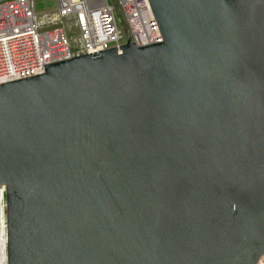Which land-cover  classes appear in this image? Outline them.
Returning <instances> with one entry per match:
<instances>
[{
	"label": "water",
	"instance_id": "95a60500",
	"mask_svg": "<svg viewBox=\"0 0 264 264\" xmlns=\"http://www.w3.org/2000/svg\"><path fill=\"white\" fill-rule=\"evenodd\" d=\"M162 41L0 83L6 264L264 256V0H148Z\"/></svg>",
	"mask_w": 264,
	"mask_h": 264
},
{
	"label": "built area",
	"instance_id": "2783aa9c",
	"mask_svg": "<svg viewBox=\"0 0 264 264\" xmlns=\"http://www.w3.org/2000/svg\"><path fill=\"white\" fill-rule=\"evenodd\" d=\"M39 4L49 8L38 9ZM128 38L136 46L162 41L148 0H0V83L40 74L43 65L124 45ZM2 230L6 244L4 185L0 237ZM256 264H264V256Z\"/></svg>",
	"mask_w": 264,
	"mask_h": 264
},
{
	"label": "bare ground",
	"instance_id": "6f19581e",
	"mask_svg": "<svg viewBox=\"0 0 264 264\" xmlns=\"http://www.w3.org/2000/svg\"><path fill=\"white\" fill-rule=\"evenodd\" d=\"M5 232L0 237V264H6Z\"/></svg>",
	"mask_w": 264,
	"mask_h": 264
},
{
	"label": "rangeland",
	"instance_id": "374dc122",
	"mask_svg": "<svg viewBox=\"0 0 264 264\" xmlns=\"http://www.w3.org/2000/svg\"><path fill=\"white\" fill-rule=\"evenodd\" d=\"M37 8L38 9H46V8H49V6H44L43 4H39V5H37ZM67 27V26H66ZM67 29H68V27H67ZM66 29V30H67ZM68 31V30H67ZM69 33H72V32H69ZM70 37H71V39H73V38H75L76 37V33H74V34H70ZM3 233H4V231L2 230V234L1 235H3Z\"/></svg>",
	"mask_w": 264,
	"mask_h": 264
}]
</instances>
